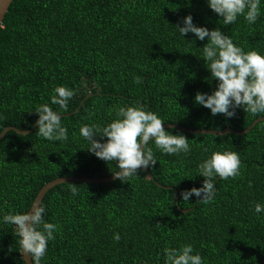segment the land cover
<instances>
[{"label": "trees", "instance_id": "16d2710c", "mask_svg": "<svg viewBox=\"0 0 264 264\" xmlns=\"http://www.w3.org/2000/svg\"><path fill=\"white\" fill-rule=\"evenodd\" d=\"M260 12L252 25L243 16L223 25L206 0H14L0 27V133L8 126L32 130L11 129L0 139V217L29 210L58 177L118 171L79 133L82 124L114 119L117 106L143 104L164 125L196 129L244 130L264 117L242 107L231 118L213 116L197 105L196 92L216 86L201 58L207 38L181 37L175 28L191 14L197 26L219 27L244 51L264 53V0ZM58 85L75 90L65 110L51 104ZM45 103L62 112L67 141L37 136L35 111ZM166 130L183 133L191 151L169 155L149 141L158 161L128 182H66L47 192L45 219L58 231L42 264H164L163 249L185 243L205 264L262 260L264 214L251 208L264 204V121L241 135ZM224 149L239 152L241 174L215 180L210 203L182 200V190L202 185L198 163ZM19 240L15 226L0 220V264H25Z\"/></svg>", "mask_w": 264, "mask_h": 264}, {"label": "clouds", "instance_id": "9594fccd", "mask_svg": "<svg viewBox=\"0 0 264 264\" xmlns=\"http://www.w3.org/2000/svg\"><path fill=\"white\" fill-rule=\"evenodd\" d=\"M206 3L222 19L223 25L235 23L240 16L252 25L261 15V0H206ZM175 28L181 37L193 33L200 41L207 38L201 58L210 71L208 79L215 80L216 86L210 93L197 91L194 96L197 105L210 109L213 116L223 114L229 118L240 107L254 116L264 113V53L256 49L244 51L219 27L197 26L191 14L184 16ZM74 95L73 88L58 85L51 95V104L65 110ZM35 112L38 114L35 121L37 136L49 141L68 140V129L61 122L62 112L53 110L47 103L38 105ZM79 133L88 142L87 149L96 157L106 162L115 161L119 170L113 175L122 183L137 175L138 170L151 168L158 161L153 148L148 146L149 141H154L156 149L169 155L191 151L189 139L183 133L173 134L166 130L164 119L158 113L146 110L143 104L117 106L114 119L103 125L82 124ZM241 166L239 152L212 151L197 165L198 174L204 177L202 185L182 190V200L189 201L195 196L199 202L210 203L217 193L215 180L239 176ZM77 191L75 186L71 188L73 194ZM251 210L258 215L264 214V204L253 202ZM45 213V204L33 201L27 211L13 210L0 217L3 223L15 226L20 237V252L26 254L25 264L30 261L31 264H42L49 242L56 238L58 225L46 220ZM113 239L119 241L120 233H114ZM163 253L164 264H205L191 243L165 247Z\"/></svg>", "mask_w": 264, "mask_h": 264}, {"label": "water", "instance_id": "95a60500", "mask_svg": "<svg viewBox=\"0 0 264 264\" xmlns=\"http://www.w3.org/2000/svg\"><path fill=\"white\" fill-rule=\"evenodd\" d=\"M14 0H0V27L2 26V23L4 21V18L12 4ZM260 121H264V117H259L257 118L249 127H247L244 130H237L234 129L232 127H227L223 130H216V129H196V128H190V127H186L183 126L181 124H165L164 127L166 128H177V129H181L187 132H192V133H213V134H226V133H235L238 135L241 134H246L247 132H249L250 130L253 129V127ZM37 126L36 124L34 125V127ZM33 127V128H34ZM15 130L18 131L20 133H27L31 130H26V129H19L17 127L14 126H8L6 127L1 133H0V139L9 131V130ZM146 171H149V169H144ZM116 180L114 178V175H109V176H104V177H88V176H62V177H58L48 183H46L40 190V192L38 193L37 197L35 198L34 201L37 202H41L43 201L45 195L47 194V192L52 189L53 187H55L58 184L61 183H66V182H83V183H104V182H112ZM161 185V184H160ZM162 186V185H161ZM177 200L179 202V192H177ZM24 259L26 258V254H23ZM31 264V261H30ZM258 264H264V256L262 258V260L258 263Z\"/></svg>", "mask_w": 264, "mask_h": 264}]
</instances>
